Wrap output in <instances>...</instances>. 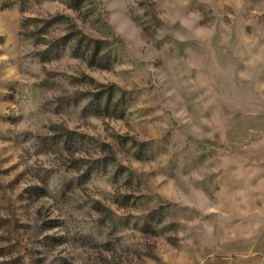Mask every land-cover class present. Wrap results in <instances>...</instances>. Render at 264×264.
Returning a JSON list of instances; mask_svg holds the SVG:
<instances>
[{
    "label": "rangeland",
    "instance_id": "rangeland-1",
    "mask_svg": "<svg viewBox=\"0 0 264 264\" xmlns=\"http://www.w3.org/2000/svg\"><path fill=\"white\" fill-rule=\"evenodd\" d=\"M0 0V264H264V0Z\"/></svg>",
    "mask_w": 264,
    "mask_h": 264
},
{
    "label": "trees",
    "instance_id": "trees-1",
    "mask_svg": "<svg viewBox=\"0 0 264 264\" xmlns=\"http://www.w3.org/2000/svg\"><path fill=\"white\" fill-rule=\"evenodd\" d=\"M79 1L80 0H74V5H72V7H70V8H72L74 10L77 9L78 8Z\"/></svg>",
    "mask_w": 264,
    "mask_h": 264
}]
</instances>
